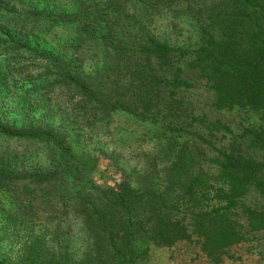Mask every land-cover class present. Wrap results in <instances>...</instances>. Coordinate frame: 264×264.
Masks as SVG:
<instances>
[{
  "label": "trees",
  "instance_id": "trees-1",
  "mask_svg": "<svg viewBox=\"0 0 264 264\" xmlns=\"http://www.w3.org/2000/svg\"><path fill=\"white\" fill-rule=\"evenodd\" d=\"M51 1L0 0V264H151L180 241L219 264L264 234V125L234 133L189 98L201 80L215 109L264 122V0ZM180 13L193 41L169 35ZM117 113L156 140L111 184L78 129Z\"/></svg>",
  "mask_w": 264,
  "mask_h": 264
},
{
  "label": "rangeland",
  "instance_id": "rangeland-1",
  "mask_svg": "<svg viewBox=\"0 0 264 264\" xmlns=\"http://www.w3.org/2000/svg\"><path fill=\"white\" fill-rule=\"evenodd\" d=\"M54 1H57L60 5H69V0H52L51 2ZM176 21L181 28H175V33L169 34L171 35V39H175V36L179 34L178 31H180V34L182 31L180 38L183 41H193L197 37L193 21L181 13L178 15ZM155 28L160 29L159 32L165 30V27L160 22L155 25ZM163 35H168V33H163ZM43 39H46V37L38 38L39 41ZM53 41H56V38ZM195 84L196 88L191 89L192 93L189 94V98L194 101L196 113L206 114L210 119H220L234 133H239L248 122L264 125V122L259 120L255 114L249 116L239 109H215L211 104V93L204 86L203 81L195 80ZM80 127L82 129H78L80 135L78 144H81L86 152L100 158L102 169L108 166V163H114V167L116 168H112L113 171H111V166H108V172H106L108 173L106 179L111 184H115L119 177L122 178L123 173L135 174L143 171L147 167V164L142 155L153 154L155 150L156 131L124 113L114 115L110 124L104 125L98 131H92L81 125ZM196 151L199 156L203 154V150L199 147H196ZM21 237L22 235L11 237L14 240V244L12 243L13 249L9 253L16 251L19 247L17 239ZM5 243H8L6 244V248H9L11 241H6ZM70 244L71 249L78 252L84 245L83 233L76 221H73L71 225ZM229 252L231 256L228 255L219 264H264V234L260 232L253 233L249 240L233 245ZM150 263L210 264L195 242L186 241H180L169 248L153 246L151 248Z\"/></svg>",
  "mask_w": 264,
  "mask_h": 264
}]
</instances>
